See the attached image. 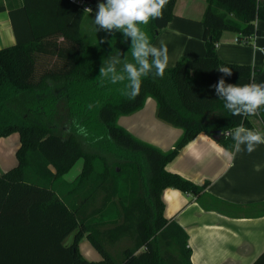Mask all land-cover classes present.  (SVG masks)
I'll return each instance as SVG.
<instances>
[{"label":"trees","instance_id":"obj_1","mask_svg":"<svg viewBox=\"0 0 264 264\" xmlns=\"http://www.w3.org/2000/svg\"><path fill=\"white\" fill-rule=\"evenodd\" d=\"M38 1L24 0L9 10L17 42L0 48V137L16 131L20 137L17 164L0 173V264H192L188 234L164 216L162 192L174 187L199 196L209 181L196 183L168 164L201 133L234 151L232 136L222 130L251 129L255 118L264 124V107L258 115L233 116L211 87L221 77L227 84L253 79L261 69L223 61L216 44L224 31L260 34L255 23L264 20V0H207L201 19L206 54L181 57L162 78H143L134 100L125 94L127 81L98 78L103 62L117 51L133 62L130 39L96 30L89 40L80 7L65 0L68 10L62 13L51 8L58 0ZM175 2L168 0L162 20L140 26L151 43L174 15ZM220 66L230 67L232 75L217 71ZM149 97L160 119L182 129L169 150L118 122ZM79 159L81 172L67 181L64 175ZM108 222L113 226L104 228ZM85 236L101 259L82 255ZM124 237L133 244L119 258L108 245ZM159 242L166 245L163 252ZM252 264H264V251Z\"/></svg>","mask_w":264,"mask_h":264},{"label":"crops","instance_id":"obj_2","mask_svg":"<svg viewBox=\"0 0 264 264\" xmlns=\"http://www.w3.org/2000/svg\"><path fill=\"white\" fill-rule=\"evenodd\" d=\"M98 2L82 21L84 37L89 40L97 32L93 20ZM23 3L24 0H0V6H5L0 10V48L16 44L9 10ZM206 7L207 0H176L174 15L152 43L159 47L163 41L167 45V67L174 66L181 57L206 54L205 28L201 23ZM51 8L62 13L68 10L65 0H58ZM255 24L260 30L255 45L237 41L240 35L234 31H224L216 44V52L223 61L261 68L253 79L241 77L233 85L264 83V20L258 19ZM148 104H152V112L147 110ZM156 110V100L149 97L143 108L121 115L118 122L136 137L169 150L181 136L182 129L160 119ZM254 125L252 130L264 133L260 119L255 118ZM233 152L214 137L201 133L168 164L169 170L196 183L209 181L199 196L174 187L162 192L164 216L175 220L188 234L192 264H252L264 251V207L261 204L264 201V144L251 154L246 150L229 154ZM76 165L64 175L67 181H73L81 172L83 163L75 170ZM0 171L6 170L0 168Z\"/></svg>","mask_w":264,"mask_h":264},{"label":"clouds","instance_id":"obj_3","mask_svg":"<svg viewBox=\"0 0 264 264\" xmlns=\"http://www.w3.org/2000/svg\"><path fill=\"white\" fill-rule=\"evenodd\" d=\"M168 0H103L98 2L97 12L93 20L96 30H103L109 35L120 32L124 42L131 41V55L133 62H129L121 52L109 55L107 63L102 64L99 70L101 83L105 79L112 84L127 81L126 95L134 100L139 95L142 79L152 75L162 78L169 63L167 45L161 41L157 47L150 42L145 31L140 27L147 25L151 20H162L163 10ZM85 11L92 12L91 8ZM105 41H100L103 43ZM217 71L224 76H231L232 69L220 66ZM215 89L219 99L224 101V107L233 116H254L264 107V83H249L243 86L227 84L221 77L211 86ZM222 135H231L234 141V155L241 151L251 154L257 146L264 144V133L258 130L238 126L232 132L222 130ZM241 146H244L243 148Z\"/></svg>","mask_w":264,"mask_h":264},{"label":"rangeland","instance_id":"obj_4","mask_svg":"<svg viewBox=\"0 0 264 264\" xmlns=\"http://www.w3.org/2000/svg\"><path fill=\"white\" fill-rule=\"evenodd\" d=\"M148 111H153L152 104L147 105ZM19 147V132H12L11 134L7 136L0 137V168L2 170H8L15 166L18 162L16 152ZM79 162V163H78ZM77 165L73 169H77L78 166L83 163V159H79L77 161ZM113 168L117 167V164H114L112 166ZM2 171H0L1 173ZM76 178V177H75ZM74 178V179H75ZM121 194H117L114 197V200L118 203L119 197ZM101 198L99 197V200ZM99 204V203H98ZM120 208V206H119ZM116 210H113L115 212ZM113 224L111 222H108L106 225H104V228L111 227ZM74 238V233L70 234V236L66 239V243L72 242ZM133 244V239L131 237H124L117 243H114L113 245H108V248L111 250L112 253H114L116 256L121 258L122 251L127 246H131ZM159 246L161 249V252H163L166 249V245L163 242H159ZM79 247L82 255L89 259V260H99L101 258V254L99 251L95 248V246L91 243V241L88 238L83 237L79 242ZM174 252L177 253L176 247L174 246L172 248Z\"/></svg>","mask_w":264,"mask_h":264},{"label":"built area","instance_id":"obj_5","mask_svg":"<svg viewBox=\"0 0 264 264\" xmlns=\"http://www.w3.org/2000/svg\"><path fill=\"white\" fill-rule=\"evenodd\" d=\"M98 1H103V0H70V2L76 4L78 7H80L83 11H85L86 8H91L92 11L94 10L95 3ZM87 12V11H85ZM256 37L257 35H253L249 38L240 36L237 41H240L242 43L246 44H256Z\"/></svg>","mask_w":264,"mask_h":264},{"label":"water","instance_id":"obj_6","mask_svg":"<svg viewBox=\"0 0 264 264\" xmlns=\"http://www.w3.org/2000/svg\"><path fill=\"white\" fill-rule=\"evenodd\" d=\"M215 138H217V136Z\"/></svg>","mask_w":264,"mask_h":264}]
</instances>
